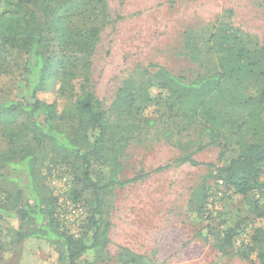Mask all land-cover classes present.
<instances>
[{
    "label": "trees",
    "instance_id": "obj_1",
    "mask_svg": "<svg viewBox=\"0 0 264 264\" xmlns=\"http://www.w3.org/2000/svg\"><path fill=\"white\" fill-rule=\"evenodd\" d=\"M106 20L105 0H0V75L13 73L16 54L25 55L19 99L0 101V127L6 138V147L0 148V175L3 168L10 167L23 171L28 178L11 203L0 202V222L12 215L21 221L18 242L30 236L62 242L69 264H79L85 254L103 257L109 225L101 223L97 203L87 220L91 235L75 237L62 227L57 216L58 199L42 191L40 156L32 141L38 145L51 142L66 160L80 158L81 180L96 195L104 188L123 187L141 178L123 180L113 174L101 187L91 175L93 159L102 160V164L110 161L104 151L111 122L90 79L91 57ZM216 24L218 32L210 34L208 45L187 34L186 55L199 64L195 77L159 67L146 82L137 84L134 78L124 82L114 103L117 127H133L137 134L142 127L150 130L158 123L180 119L182 128L196 129L197 136L186 147L187 152L176 159L179 164L199 165L194 153L210 145L236 146L237 155L217 169V185L223 183L225 196L240 195L250 203L248 197L260 187L263 190L264 49L250 48L240 29L226 21L218 19ZM210 54L214 58L209 59ZM53 84H58L56 94L71 99L61 112L56 101L41 97ZM153 85L157 86L156 94L151 93ZM159 101L165 105L159 115L145 116L146 107ZM22 117L25 122H19ZM65 120L69 127H61ZM95 131L91 140L90 133ZM171 134L166 131L161 136L170 140ZM213 188H203L200 199L193 195L190 210L206 219L213 217L208 206ZM72 194L76 200L82 198L78 189ZM253 207L251 240L258 249L259 264H264V199L256 197ZM240 227L237 223L222 231V249L235 243ZM142 259L127 248L119 257L122 264H138Z\"/></svg>",
    "mask_w": 264,
    "mask_h": 264
},
{
    "label": "rangeland",
    "instance_id": "obj_2",
    "mask_svg": "<svg viewBox=\"0 0 264 264\" xmlns=\"http://www.w3.org/2000/svg\"><path fill=\"white\" fill-rule=\"evenodd\" d=\"M105 2L107 20L91 57L90 79L95 96L111 122L104 151L110 161L102 164V160L93 159L91 175L101 187L113 174L123 180L141 178L123 187L104 188L96 195L81 180L80 158L66 160L51 142L38 145L32 141L40 156L42 191L58 199L57 216L62 227L75 237L91 235L87 220L97 203L101 223L109 225L104 256L98 259L94 253L85 254L78 263L122 264L120 253L127 248L143 257L138 264H259L258 249L251 240L255 227L253 201L258 196L264 199V175L263 190L260 187L248 197L250 203L243 196L228 197L223 192L222 196H215V204L210 208L213 217L198 216L190 210V198L195 195L200 199L202 189L207 187L226 190L217 185V169L237 155L236 146L210 145L194 153L199 165L179 164L176 159L195 141L196 129L182 128L178 119L158 123L150 130L142 127L143 131L135 134L137 130L133 127H117L114 103L126 80L146 82L159 67L176 75L195 77L199 64L186 55L187 34L208 45L210 34L218 32L215 28L218 19L240 29L250 48L264 49V0ZM16 58L14 72L0 75V101L19 99L25 55L17 53ZM208 58L214 57L210 54ZM78 81L79 78L73 82ZM57 88L58 84L49 86L41 97L47 102L56 101L61 112L71 99L56 94ZM157 92V86L153 85L151 93ZM164 107L162 101L150 103L144 114L158 116ZM19 122H25V118ZM62 125L70 126L67 120ZM166 131L172 132L170 140L161 136ZM96 133H90L91 140ZM5 147L6 138L0 127V148ZM2 173L0 202L11 203L28 178L23 171L10 167L3 168ZM75 189L81 191L82 198L74 199ZM237 223L241 225V233L233 245L222 249V231ZM20 225L21 221L13 215L0 222L1 264H69L62 242L34 236L18 242L16 233ZM23 228L27 225L23 224Z\"/></svg>",
    "mask_w": 264,
    "mask_h": 264
},
{
    "label": "built area",
    "instance_id": "obj_3",
    "mask_svg": "<svg viewBox=\"0 0 264 264\" xmlns=\"http://www.w3.org/2000/svg\"><path fill=\"white\" fill-rule=\"evenodd\" d=\"M222 182L220 181V188L222 187ZM225 190H221V189H215V191H213V193H212V195L209 197V202H208V206H209V208H211L212 209V205L213 204H215V201H214V199L216 198L215 196L217 195V196H222L223 195V192H224ZM258 198H259V196H258ZM76 212V211H75Z\"/></svg>",
    "mask_w": 264,
    "mask_h": 264
}]
</instances>
